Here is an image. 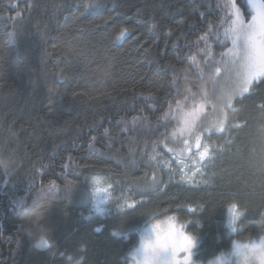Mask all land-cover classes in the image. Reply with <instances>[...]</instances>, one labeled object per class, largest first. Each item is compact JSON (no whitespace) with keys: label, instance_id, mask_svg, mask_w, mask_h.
I'll return each instance as SVG.
<instances>
[{"label":"trees","instance_id":"obj_1","mask_svg":"<svg viewBox=\"0 0 264 264\" xmlns=\"http://www.w3.org/2000/svg\"><path fill=\"white\" fill-rule=\"evenodd\" d=\"M228 1L0 0V264H127L147 218L168 215L206 261L233 239L232 205L241 239L264 232V82L236 95L205 62ZM216 99L204 182L168 179L158 162L183 112ZM98 178L134 203L85 222Z\"/></svg>","mask_w":264,"mask_h":264},{"label":"clouds","instance_id":"obj_2","mask_svg":"<svg viewBox=\"0 0 264 264\" xmlns=\"http://www.w3.org/2000/svg\"><path fill=\"white\" fill-rule=\"evenodd\" d=\"M88 196L91 201L90 210L82 215L83 220L92 222L97 218H107L108 206L112 205L109 194L100 189L90 188ZM236 213L232 211V206L225 207L224 227L227 230L226 234L233 239L226 248L220 249L206 261L193 259L194 249L199 242L198 236L195 232H190L188 223L178 216L148 217L145 225L137 230L139 233L137 247L127 255L134 257V264H145L146 248L152 256L148 264H264V232L256 237L241 239L237 234L242 231L240 226L242 214ZM102 228L103 225H99L94 230L101 231ZM130 232L131 230L125 231L121 227H114L110 230V235L115 239L127 240ZM178 257L183 259L180 260ZM77 264L81 262L78 261Z\"/></svg>","mask_w":264,"mask_h":264},{"label":"snow or ice","instance_id":"obj_3","mask_svg":"<svg viewBox=\"0 0 264 264\" xmlns=\"http://www.w3.org/2000/svg\"><path fill=\"white\" fill-rule=\"evenodd\" d=\"M226 8L231 9L228 14L226 27L223 31V38H218L216 43L222 49L219 58L215 53H210L206 65H215V77L217 83L223 77L224 81L233 86L234 94L243 96L257 84L264 82V0H231ZM127 29H122L120 37H123ZM179 103V102H178ZM199 110L193 109L185 113L181 125L173 132L181 136L185 132L195 135L197 121L199 120ZM223 131V125L216 129ZM197 146L200 137L196 136ZM187 144L188 141L185 140ZM207 153V147L200 153L201 159ZM232 211L236 213V206L232 205ZM237 215L239 213H236ZM47 240L41 238L37 247L47 246ZM176 251V249H174ZM145 264L152 260L148 249H145Z\"/></svg>","mask_w":264,"mask_h":264},{"label":"rangeland","instance_id":"obj_4","mask_svg":"<svg viewBox=\"0 0 264 264\" xmlns=\"http://www.w3.org/2000/svg\"><path fill=\"white\" fill-rule=\"evenodd\" d=\"M230 2L231 0L228 1L229 4ZM228 85L229 84H227V87L226 85L224 87L229 88L230 86ZM228 95L229 94H225L224 97H227ZM219 103L220 102L217 99L214 101L198 102L183 112L181 116V122L184 119L185 113L193 111L194 108L199 110L200 118L197 121L195 135H190L189 133L185 132L184 135L181 136L178 132L170 140V143L172 142L173 149H176L177 144L178 146L180 145V148L178 147V150L174 152L170 150V148H168L167 151L171 154V156L169 158L160 157V161L158 162L159 168L168 176V179H178L186 185H199L204 182V164L208 162L213 154V145L205 142L202 138V134L204 132L206 133L211 130H216L217 128H220L221 125H223V114L221 111V105H219ZM196 136L200 137L199 146H197ZM185 140L188 141L187 144L185 143ZM206 147L207 153L205 154L204 158L201 159L200 153L204 152ZM91 188L100 189L109 194L112 203V205L108 206L109 215L116 212H121L128 207H131L134 203V200L127 194H115L113 187L105 183L101 178L94 179L92 181ZM98 220L102 219L97 218L93 221ZM137 236H139V233ZM137 244L138 238L136 244L132 247L131 250L136 248ZM195 251L196 248L194 249V252ZM178 259L182 260L183 258L178 257ZM193 259L200 261L196 257V253L193 256ZM127 264H134L133 256L127 255Z\"/></svg>","mask_w":264,"mask_h":264}]
</instances>
